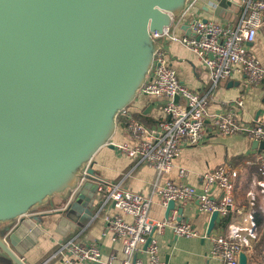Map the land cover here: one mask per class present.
<instances>
[{
    "label": "water",
    "instance_id": "obj_1",
    "mask_svg": "<svg viewBox=\"0 0 264 264\" xmlns=\"http://www.w3.org/2000/svg\"><path fill=\"white\" fill-rule=\"evenodd\" d=\"M189 1L0 0V224L17 222L0 231V259L24 264L20 257L44 234L43 215L32 210L65 192L68 214L75 209L88 185L73 192L80 170L103 147L114 149L119 113L147 82L160 49L151 34L172 26ZM240 3L195 7L223 20ZM182 30L192 35L189 25ZM176 206L168 203L166 219ZM217 219L215 212L207 234ZM240 264H248L244 253Z\"/></svg>",
    "mask_w": 264,
    "mask_h": 264
},
{
    "label": "built area",
    "instance_id": "obj_2",
    "mask_svg": "<svg viewBox=\"0 0 264 264\" xmlns=\"http://www.w3.org/2000/svg\"><path fill=\"white\" fill-rule=\"evenodd\" d=\"M197 1L190 0L187 9L173 20L172 26L165 28L162 34L152 33V38L167 39L190 50L215 86L236 73L244 76L245 89L260 85L264 81V66L251 53L249 45L258 41L259 32L264 29V0H240V18L234 26L211 19L205 22L194 16L187 24L192 35L179 36L177 29L189 18ZM141 91L152 99L163 101L164 120L148 126L134 118L126 108L118 117L125 118V130L130 139L113 145L119 155L138 159L156 171L152 195L134 193L120 184L97 180L101 204L111 203L117 211V214L105 218L104 236L122 245L124 259L120 264H164L158 236L166 228H171L177 237H203L190 223L178 222L176 216L162 221L152 220L149 213L155 196L162 200L164 206H168L171 201L180 205L197 201L201 213L212 216L216 212L221 219L236 213L239 220L229 224L224 235L211 238L213 246L210 255L222 264H240V255L244 253L251 256L259 242L256 203L258 196L264 202V181L253 182L248 193L251 210L244 215L235 204V183L239 173L229 163H223L203 175L201 192L194 186L170 180L169 175L185 147H197L205 143L209 127L221 137L244 135L261 143L264 142V119H258L251 125L242 123V97L235 102L232 110L212 115L211 100L186 86L159 51ZM176 98H179L178 102ZM257 161L264 170V157H258ZM90 168L91 162L80 170L77 189L73 192L88 181ZM187 175L184 169L179 171L180 178ZM259 210L264 212V204ZM138 253H144L147 260L137 259ZM54 257L61 258L65 264H114L117 259L112 255L105 263L96 243L77 239L61 245Z\"/></svg>",
    "mask_w": 264,
    "mask_h": 264
},
{
    "label": "crops",
    "instance_id": "obj_3",
    "mask_svg": "<svg viewBox=\"0 0 264 264\" xmlns=\"http://www.w3.org/2000/svg\"><path fill=\"white\" fill-rule=\"evenodd\" d=\"M222 15L223 20L195 7L176 33L179 36L186 34L182 30V26L187 25L194 16L230 26L239 22L240 13L235 8L225 10ZM159 44V54L168 59L171 66L177 71L180 80L201 97H208L211 100L210 113L212 115H221L232 110L235 102L242 97L244 99V108L241 110L242 123L251 125L258 119H264V81L256 87L245 89L243 86L244 76L236 73L215 86L208 73L201 67L198 58L190 50L167 39H161ZM249 47L251 53L264 66V29L259 32L258 41ZM162 104L163 101L152 99L139 91L134 103L128 107V111L144 124L154 126L165 118ZM208 132L204 144L183 149L181 156L175 162V168L169 175V179L176 183L194 186L198 192H201L203 175L223 163H229L239 173L235 183V204L237 209L243 211L245 215L251 210L248 193L252 189L253 182L264 181V170L257 161L258 157H264V150L255 149V141L248 136L221 137L214 132L212 127H209ZM129 139L125 130V118L120 116L117 119L116 131L111 142L118 144L129 141ZM91 168L95 171L93 181L96 184L98 179H104L120 184L134 193L147 196L152 195V187L157 178L156 171L151 166L138 159L119 155L115 149L109 147L100 149L91 162ZM181 169L187 171V177L180 178L179 171ZM67 195V192L55 195L44 205L31 211L32 215H43L38 226L44 231V234L39 237L37 244L32 249L20 257L22 262L24 264H65L61 258L54 256L61 245L77 239L85 243H96L105 263L114 255L117 258L114 264H120L124 259L122 245L113 243L109 237L104 236L105 218L117 214L113 205L111 203L102 205L100 197L97 196L93 208L87 210L82 208L81 211H77V214L69 215L70 204H68ZM256 204L257 210L261 212L259 207L264 202L260 196H258ZM180 208L184 209L182 222L190 223L203 237L193 239L177 237L171 228H166L164 233L158 236L160 255L164 264H222L210 255L213 246L211 238L224 235L228 225L238 221L239 216L232 213L225 219L218 217L209 236L207 231L211 216L200 212L197 201L187 205L177 204L170 216L178 217ZM166 211L167 206H164L162 200L155 196L149 213L150 218L154 221L165 220ZM261 214L264 216V212ZM16 223L0 224V231L3 233L5 229L14 227ZM262 231L261 226L259 241ZM205 235L209 237L205 238ZM251 256H248V264H254ZM136 258L147 260L144 253H138ZM0 264H13V262L0 259Z\"/></svg>",
    "mask_w": 264,
    "mask_h": 264
},
{
    "label": "rangeland",
    "instance_id": "obj_4",
    "mask_svg": "<svg viewBox=\"0 0 264 264\" xmlns=\"http://www.w3.org/2000/svg\"><path fill=\"white\" fill-rule=\"evenodd\" d=\"M88 185L84 191V193L81 195V197L78 199V201L73 204V206L75 207V209L72 210L71 214H75V211L76 209L78 208L80 211L81 209H91L95 206V202L97 201L96 200V197L98 195V184H96L91 178H88V181H87ZM262 233V232H261ZM264 253H262V251L260 249H258V252L257 254L255 255L254 257V263L255 264H264Z\"/></svg>",
    "mask_w": 264,
    "mask_h": 264
},
{
    "label": "trees",
    "instance_id": "obj_5",
    "mask_svg": "<svg viewBox=\"0 0 264 264\" xmlns=\"http://www.w3.org/2000/svg\"><path fill=\"white\" fill-rule=\"evenodd\" d=\"M256 220L258 225H260V227L262 226L263 231H262L261 239L259 243L255 246L253 255L251 256L253 262H254V257L258 252V249H260L262 253H264V216L259 211L256 213Z\"/></svg>",
    "mask_w": 264,
    "mask_h": 264
}]
</instances>
